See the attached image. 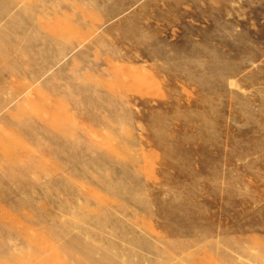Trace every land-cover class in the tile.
<instances>
[{
	"label": "rangeland",
	"instance_id": "obj_1",
	"mask_svg": "<svg viewBox=\"0 0 264 264\" xmlns=\"http://www.w3.org/2000/svg\"><path fill=\"white\" fill-rule=\"evenodd\" d=\"M0 264H264V0H0Z\"/></svg>",
	"mask_w": 264,
	"mask_h": 264
}]
</instances>
